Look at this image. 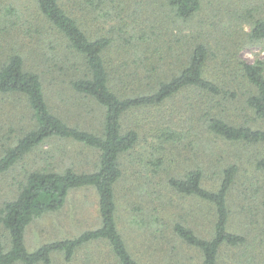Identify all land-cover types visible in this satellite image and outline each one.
I'll return each mask as SVG.
<instances>
[{
	"label": "rangeland",
	"instance_id": "1",
	"mask_svg": "<svg viewBox=\"0 0 264 264\" xmlns=\"http://www.w3.org/2000/svg\"><path fill=\"white\" fill-rule=\"evenodd\" d=\"M167 1L105 2L109 16L101 12L93 29L100 28V32H105L111 24L118 26L113 31L122 38L106 53L107 64L114 73L123 74L138 68V71L145 68L172 70L180 62V55L191 50L197 42L207 43L214 50L218 47L217 52L224 51L223 46H216L220 38L228 40L229 46L234 47V51L229 52L236 58L248 62L264 58V40L249 41V23L235 16L237 0H205L203 9L191 21L177 18ZM258 1L264 5V0ZM61 2L66 6L69 0ZM237 7H240L239 3ZM14 8L26 12L28 23L11 27L9 33H4L6 39L0 40V49L3 44L5 50L15 46L14 50L17 48L24 55L26 67L41 75L54 113L72 126L100 132L103 108L78 94L71 84L85 73V60L64 46L30 0L3 5L1 15L4 12L8 16ZM130 36L150 41L142 43L140 52H135V43L128 41ZM0 38L4 39V36ZM209 65L214 66V63L211 61ZM142 77L143 73L137 79L125 80L139 85L138 79ZM198 98L199 95L184 92L161 107L132 111L124 116V129H137L140 141L131 154L124 156L125 176L116 186L120 232L141 264H201V253L180 240L173 227L176 222H181L199 236L211 237L215 207L199 198L178 193L168 180L199 165L205 172L204 185L217 189L221 170L236 163L240 170L228 199L230 229L247 235L250 242L242 248H225L220 255V264H239L248 255L258 264V259L264 260V170H258L254 160L264 154V147L225 141L211 135L202 125L190 130L193 142L176 143V135L168 139L167 128L176 134V124L186 132L187 118L192 114L186 105L188 100ZM4 104L8 112L17 115L18 126L20 121L23 124L28 121L26 111L19 103L14 111H11L12 101ZM206 106L207 103L202 108ZM208 107L211 108V104ZM242 108L241 103H237L223 114L235 124L243 123L252 113ZM251 125L264 128V120H256ZM42 159L54 161L59 170L71 166L79 171H93L99 162V151L71 139L47 140L20 165L0 177V206L17 193L25 170L35 162H44ZM100 220L96 190L93 187L75 189L62 209L36 218L30 224L26 232L27 247L33 251L48 242L76 237L85 230L99 227ZM51 264L118 263L108 243L97 241L81 248L71 261H67L61 252L54 253Z\"/></svg>",
	"mask_w": 264,
	"mask_h": 264
},
{
	"label": "trees",
	"instance_id": "2",
	"mask_svg": "<svg viewBox=\"0 0 264 264\" xmlns=\"http://www.w3.org/2000/svg\"><path fill=\"white\" fill-rule=\"evenodd\" d=\"M13 1L18 2L0 0V8ZM106 1L69 0L65 6L61 0H30L64 46L85 60V73L71 84L78 94L103 108L100 132L72 126L54 113L41 75L26 67L24 55L17 48L14 50L13 44L14 47L10 46L8 50L4 49V44L0 49V111L7 112L0 113V177L52 138L71 139L99 151V162L93 171H79L71 166L59 170L54 161L48 159L35 162L25 170L17 193L0 206V264H51L56 252L63 253L65 259L71 261L81 248L97 241L108 243L118 264H141L132 254L118 225L116 186L125 176L123 158L131 154L140 141L137 129H124L123 118L129 112L158 108L184 92L192 93L200 98L190 99L186 105L192 112L187 118L189 127L185 132L176 124V134L167 128L168 139L176 135V143L193 142L190 130L202 125L211 135L225 141L264 147V128L251 125L256 120H264V58L255 62L236 58L229 52L234 51V47L229 46L228 40L220 38L216 46H223L224 51L217 52L218 47L215 51L209 44L197 42L191 50L180 55V62L172 70L145 68L138 71V68L116 74L107 64L106 53L122 38L113 31L118 26L111 24L105 32H100V28L93 29L101 12L109 16ZM204 2L168 0L167 4L177 18L191 21L203 9ZM238 3L240 7H237ZM19 9L14 8L8 16L0 12V37L4 36L0 40L5 41V34L11 27L28 23L26 12ZM235 12L239 20L250 25L249 41L264 40V5L258 0H237ZM129 40L135 43V52H140L142 43L150 41L133 36ZM211 61L214 66L209 65ZM142 73L145 78L138 79L139 85L125 80L137 79ZM8 101L13 104L11 111L18 109V103L23 106L28 121L24 124L20 121L18 126L17 115L6 109L4 103ZM205 103L207 106L202 108ZM237 103L252 115L249 114L247 121L235 124L223 113ZM210 104L211 108L208 107ZM5 123L8 125H3ZM254 161L258 170H264V154ZM239 170L236 163L225 166L217 189L204 185L205 172L199 165L168 180L178 193L199 198L215 207L211 237H201L181 222H176L173 227L180 240L201 253V264H220V255L225 248H242L250 242L247 235L230 229L228 199ZM83 187H93L98 194L100 226L30 251L26 244L30 224L36 218L62 209L70 193ZM261 262L258 259V264L264 260ZM255 263L248 255L239 264Z\"/></svg>",
	"mask_w": 264,
	"mask_h": 264
}]
</instances>
